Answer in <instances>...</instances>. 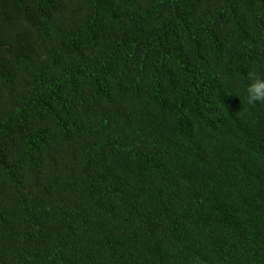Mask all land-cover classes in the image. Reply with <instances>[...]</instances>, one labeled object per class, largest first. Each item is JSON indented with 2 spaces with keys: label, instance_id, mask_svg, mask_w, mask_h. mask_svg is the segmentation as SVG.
<instances>
[{
  "label": "trees",
  "instance_id": "obj_1",
  "mask_svg": "<svg viewBox=\"0 0 264 264\" xmlns=\"http://www.w3.org/2000/svg\"><path fill=\"white\" fill-rule=\"evenodd\" d=\"M264 0H0V264H264Z\"/></svg>",
  "mask_w": 264,
  "mask_h": 264
},
{
  "label": "clouds",
  "instance_id": "obj_2",
  "mask_svg": "<svg viewBox=\"0 0 264 264\" xmlns=\"http://www.w3.org/2000/svg\"><path fill=\"white\" fill-rule=\"evenodd\" d=\"M244 92V100L247 105L264 104V76L256 71L250 72Z\"/></svg>",
  "mask_w": 264,
  "mask_h": 264
}]
</instances>
